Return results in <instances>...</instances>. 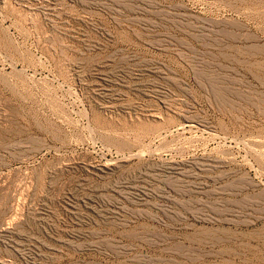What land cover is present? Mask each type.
<instances>
[{"label":"rangeland","instance_id":"374dc122","mask_svg":"<svg viewBox=\"0 0 264 264\" xmlns=\"http://www.w3.org/2000/svg\"><path fill=\"white\" fill-rule=\"evenodd\" d=\"M231 8L264 36V0H0V264H264Z\"/></svg>","mask_w":264,"mask_h":264},{"label":"bare ground","instance_id":"6f19581e","mask_svg":"<svg viewBox=\"0 0 264 264\" xmlns=\"http://www.w3.org/2000/svg\"><path fill=\"white\" fill-rule=\"evenodd\" d=\"M236 10L234 9L233 12L237 15V20L230 19L222 22L224 35L234 44H244L251 56L264 59V44L262 43L264 36L258 34L252 26L251 15Z\"/></svg>","mask_w":264,"mask_h":264}]
</instances>
